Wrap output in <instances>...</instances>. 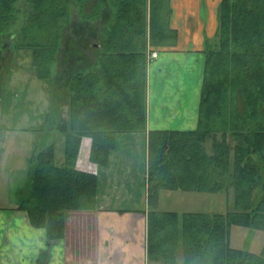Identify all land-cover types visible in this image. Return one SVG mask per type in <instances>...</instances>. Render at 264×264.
Here are the masks:
<instances>
[{
    "label": "trees",
    "instance_id": "16d2710c",
    "mask_svg": "<svg viewBox=\"0 0 264 264\" xmlns=\"http://www.w3.org/2000/svg\"><path fill=\"white\" fill-rule=\"evenodd\" d=\"M14 3L0 0V34L18 18ZM29 3L19 16L24 23L18 45L31 49L36 76L45 79L57 61L68 5ZM83 4L78 1L81 11ZM171 13L170 0H88V70L68 76V115L58 123L65 134L64 163L55 164L53 145L30 157L25 196L15 207L45 229L48 244L63 237L68 211L95 208L97 175L74 168L81 138H90L89 160L101 167L117 133L146 132L148 53L175 44ZM217 19L214 43L205 50L196 128L147 131L149 261L171 258L182 244L184 264H264V243L258 252L229 243L232 225L264 231V0H220ZM148 47L153 49L147 53ZM163 189H231L233 208L158 211Z\"/></svg>",
    "mask_w": 264,
    "mask_h": 264
},
{
    "label": "crops",
    "instance_id": "0c3cea01",
    "mask_svg": "<svg viewBox=\"0 0 264 264\" xmlns=\"http://www.w3.org/2000/svg\"><path fill=\"white\" fill-rule=\"evenodd\" d=\"M219 2L170 0V26L176 30V42L158 49L157 57L147 64L146 132L117 133L112 151L120 136L128 142L136 137L138 143L144 139L146 156L148 130L196 128L205 50L214 43ZM88 149L81 155V142L78 166L85 164ZM118 159L124 164L119 172L113 166H95V208L82 212V217L78 211H68L63 237L50 244L45 229L30 224L26 213L15 208L17 204L0 206V264H147L146 159L143 174L130 169L127 176L123 173L130 158L123 155ZM101 184L110 190L102 187L98 193Z\"/></svg>",
    "mask_w": 264,
    "mask_h": 264
},
{
    "label": "rangeland",
    "instance_id": "374dc122",
    "mask_svg": "<svg viewBox=\"0 0 264 264\" xmlns=\"http://www.w3.org/2000/svg\"><path fill=\"white\" fill-rule=\"evenodd\" d=\"M78 1L66 0L67 15L60 23L61 32L64 34L58 49L60 51L56 54L57 61L50 68L49 78L42 79L36 76L31 64V49L18 45L20 28L24 23L19 16H22L23 10L30 4L29 0H15L16 8L21 10L17 12L18 18L0 34V206L16 204L20 197L25 196L26 189L22 190V187L28 185V171L34 164L30 157L35 156L40 150L53 145L55 164L61 166L64 163L65 134L59 130L58 123L67 119L68 115L67 78L76 70H88V55L85 54L89 48L88 0H84L82 11ZM76 46L80 47V51L75 48ZM150 49L147 48V53ZM71 56L75 58L72 63ZM150 61L148 59V62ZM60 65L62 71H59ZM81 140H83L81 155H84V148L89 147L90 150L91 141L87 136H83ZM209 142L205 146L210 153ZM123 155L130 158V164L133 161L132 166L129 164L125 169L124 175L131 174L130 169L144 173L146 159L144 139L142 143H138V138L136 140L135 137L128 142L124 136H120L115 150L111 152V161L106 165L113 166L116 172L121 171L124 164L118 158ZM77 159L75 169L93 173L97 164L89 160V154L82 166L77 165ZM140 186L142 191L143 184ZM102 187L106 191L110 190L107 185L101 184L98 193ZM107 199H110L108 195ZM158 199L156 206L158 211L225 212L233 208L231 189L227 193L223 190L208 193L163 189L160 190ZM107 202L108 200L104 199V203ZM123 206L129 205L121 207ZM86 210L88 209L76 211L82 217L81 213ZM229 243L235 248L258 252L264 243V231L232 225ZM181 245L178 244L171 258L156 262L147 260V264H184L186 255Z\"/></svg>",
    "mask_w": 264,
    "mask_h": 264
},
{
    "label": "built area",
    "instance_id": "2783aa9c",
    "mask_svg": "<svg viewBox=\"0 0 264 264\" xmlns=\"http://www.w3.org/2000/svg\"><path fill=\"white\" fill-rule=\"evenodd\" d=\"M157 55H158V51L157 50H152L148 54V59L149 60H153L154 58L157 57Z\"/></svg>",
    "mask_w": 264,
    "mask_h": 264
}]
</instances>
